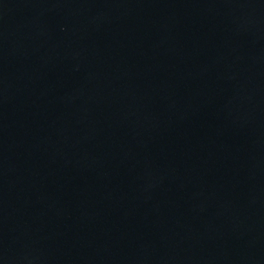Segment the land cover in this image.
<instances>
[{
	"label": "water",
	"instance_id": "1",
	"mask_svg": "<svg viewBox=\"0 0 264 264\" xmlns=\"http://www.w3.org/2000/svg\"><path fill=\"white\" fill-rule=\"evenodd\" d=\"M0 264H264V0H0Z\"/></svg>",
	"mask_w": 264,
	"mask_h": 264
}]
</instances>
